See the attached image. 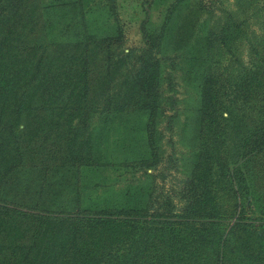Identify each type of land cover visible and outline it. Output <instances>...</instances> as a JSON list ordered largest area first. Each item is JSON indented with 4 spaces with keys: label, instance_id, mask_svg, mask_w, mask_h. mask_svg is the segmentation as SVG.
I'll use <instances>...</instances> for the list:
<instances>
[{
    "label": "trees",
    "instance_id": "16d2710c",
    "mask_svg": "<svg viewBox=\"0 0 264 264\" xmlns=\"http://www.w3.org/2000/svg\"><path fill=\"white\" fill-rule=\"evenodd\" d=\"M61 3L0 0V264H264V0L256 9L262 18L253 67L229 87L220 73L200 82V143L184 204L151 211L60 209L78 182L67 167L95 161L87 132L93 111L119 112L130 102L154 114L161 91L172 90L170 66L160 86L167 56L159 35H145L147 46L117 80L119 28L101 37L84 33L70 44L49 41V11ZM244 19L227 14L216 38L220 47L240 36ZM213 37L210 32L207 43ZM98 90L100 101L93 98ZM167 96L172 104V93ZM239 99L254 103L256 119L238 116ZM221 156L223 185L234 198L225 222L215 200L219 180L211 178ZM243 172L250 180L240 185ZM243 188L259 201L254 217L244 212Z\"/></svg>",
    "mask_w": 264,
    "mask_h": 264
},
{
    "label": "rangeland",
    "instance_id": "374dc122",
    "mask_svg": "<svg viewBox=\"0 0 264 264\" xmlns=\"http://www.w3.org/2000/svg\"><path fill=\"white\" fill-rule=\"evenodd\" d=\"M46 1L53 2L42 0ZM54 1L62 3L49 11L46 31L49 41L70 44L84 33L101 37L117 34V28L120 29L121 42L114 57L119 60L118 70L113 80L122 78L132 67L138 52L147 46L146 34L159 35L157 42L167 56L161 66V88L167 81L165 66L172 67L169 74L172 90L161 91L156 113L132 109L130 102L119 112L107 113L98 107L93 111L87 132L91 133L95 161L67 167L69 177L76 175L78 182L75 188L65 192L66 207L60 209L147 206L151 211L164 206L177 210L185 202L183 189L199 150L200 82L208 73H220L229 87L231 78L236 79L247 67H253L252 45L257 42L262 18L256 9L261 0L70 1L75 4ZM241 2L245 3L244 8L239 7ZM241 9L247 15H242ZM227 14L234 15L236 22L247 19L242 22L240 36L230 41L229 46L220 47L216 38ZM210 32L214 37L207 43ZM127 52L132 55L125 57ZM169 93L173 95L172 104L168 102ZM102 97L100 90L93 94L96 101ZM238 102L242 104L238 116L246 114L256 119L254 103H243L240 99ZM260 160L264 162V155ZM222 161L221 156L214 162L211 178L219 180L215 200L220 218L225 222L229 219L226 217L228 202H234V198L232 187L223 185L227 178L223 176ZM225 163L231 166L228 159ZM243 177L245 180L241 179L240 185L248 184L249 175L243 172ZM245 191L244 188L240 191V201L244 212L254 217L259 201Z\"/></svg>",
    "mask_w": 264,
    "mask_h": 264
}]
</instances>
